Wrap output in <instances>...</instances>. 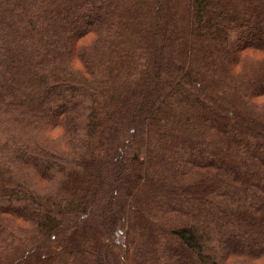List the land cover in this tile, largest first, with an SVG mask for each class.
Listing matches in <instances>:
<instances>
[{
  "label": "trees",
  "instance_id": "16d2710c",
  "mask_svg": "<svg viewBox=\"0 0 264 264\" xmlns=\"http://www.w3.org/2000/svg\"><path fill=\"white\" fill-rule=\"evenodd\" d=\"M0 140V264H264V0H0Z\"/></svg>",
  "mask_w": 264,
  "mask_h": 264
},
{
  "label": "bare ground",
  "instance_id": "6f19581e",
  "mask_svg": "<svg viewBox=\"0 0 264 264\" xmlns=\"http://www.w3.org/2000/svg\"><path fill=\"white\" fill-rule=\"evenodd\" d=\"M56 65V64H55ZM52 67H54V66H52ZM53 70V69H52ZM248 91V90H247ZM250 93V92H249ZM247 94H248V92H247ZM105 109V108H104ZM28 111V110H27ZM110 116V115H109ZM22 118V117H21ZM20 120V119H19ZM25 120V119H24ZM28 120V119H27ZM27 120H26V122H27ZM83 123V122H82ZM36 124V123H35ZM29 125V124H28ZM30 127V126H29ZM40 127V126H39ZM79 127V126H78ZM78 130V129H77ZM76 130V131H77ZM83 131V130H82ZM81 132V131H80ZM8 133V132H7ZM14 133V132H13ZM9 134H11V133H9ZM41 134V133H40ZM2 135V134H1ZM12 135V134H11ZM15 135V134H14ZM34 135V134H33ZM37 135V134H36ZM4 136V135H3ZM2 136V137H3ZM13 136V135H12ZM25 136V135H24ZM7 137V136H6ZM10 137V136H9ZM17 138V137H16ZM30 138H32V137H30ZM5 139V138H4ZM34 139V138H33ZM40 139V138H39ZM3 140V139H2ZM1 141V140H0ZM5 141H7V140H5ZM44 142V141H43ZM58 142V141H57ZM23 143V142H22ZM25 143V142H24ZM17 145V144H16ZM58 145V144H57ZM74 146H75V144H74ZM0 147H1V145H0ZM56 147V146H55ZM76 150V149H75ZM2 151V150H1ZM6 153H8V150H7V152ZM80 153V152H79ZM9 154V153H8ZM1 155V154H0ZM78 156V155H77ZM15 157V156H14ZM6 164V163H5ZM7 165H9V162H8V164H6V166ZM24 165V164H23ZM98 165V164H97ZM13 166V165H12ZM11 167V166H10ZM30 167V166H29ZM35 169V168H34ZM10 171V170H9ZM6 172V171H5ZM21 173V172H20ZM193 173V172H192ZM24 174V173H23ZM36 174H38L37 172H36ZM196 174H198L197 172H196ZM11 175V174H10ZM190 176H191V174H190ZM189 176V177H190ZM31 177V176H30ZM225 177V176H224ZM3 178V177H2ZM22 178V177H21ZM33 178H35V177H33ZM27 179V178H26ZM39 179V178H38ZM223 179V178H222ZM2 180V179H1ZM23 180V179H22ZM9 184V183H8ZM5 186V185H4ZM216 187V186H215ZM200 188V187H199ZM188 189V188H187ZM213 189V188H212ZM191 194V193H190ZM210 194V193H209ZM212 195V194H211ZM199 201V200H198ZM202 203V202H201ZM1 210V209H0ZM195 217V216H194ZM8 219V218H7ZM8 221V220H7ZM13 225V224H12ZM3 226V225H2ZM10 228V227H9ZM26 230V229H25ZM14 232V231H13ZM27 233V232H26ZM160 260V259H159Z\"/></svg>",
  "mask_w": 264,
  "mask_h": 264
}]
</instances>
